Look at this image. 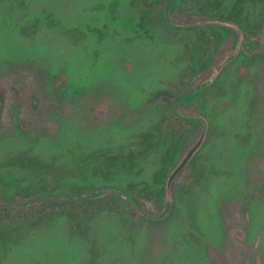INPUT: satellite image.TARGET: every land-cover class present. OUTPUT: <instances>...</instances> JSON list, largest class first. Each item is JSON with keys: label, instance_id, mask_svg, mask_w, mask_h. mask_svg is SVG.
Here are the masks:
<instances>
[{"label": "rangeland", "instance_id": "374dc122", "mask_svg": "<svg viewBox=\"0 0 264 264\" xmlns=\"http://www.w3.org/2000/svg\"><path fill=\"white\" fill-rule=\"evenodd\" d=\"M157 1L0 0V264H264V0Z\"/></svg>", "mask_w": 264, "mask_h": 264}, {"label": "trees", "instance_id": "16d2710c", "mask_svg": "<svg viewBox=\"0 0 264 264\" xmlns=\"http://www.w3.org/2000/svg\"><path fill=\"white\" fill-rule=\"evenodd\" d=\"M160 1L164 3L165 0H158L157 3H159ZM179 5H180L182 13L193 14L195 12L196 5L191 0H179ZM238 7L239 6H234V9L238 10ZM215 27L216 28H220V27L227 28L224 25H219ZM210 30H211V26L201 25V26H197L193 33V42L195 43L197 47V51L199 52L202 59H207L209 57V54L216 43L215 38L212 35V32ZM180 120H183V119L177 116L173 117L169 119L167 126L170 130L174 131L175 133L183 135L188 131V126L186 124L185 119L183 120L184 123H182V121ZM16 194H17V199L25 203L29 209H33L34 206L41 204L37 201V198L41 194V190L34 186H28L25 188H21ZM72 204L73 206L75 205L78 206L81 203L73 202ZM40 207H43V206H40ZM4 212L8 213L6 209H4L3 212L1 211L2 214H0V221L2 222L4 219V215H5Z\"/></svg>", "mask_w": 264, "mask_h": 264}, {"label": "water", "instance_id": "95a60500", "mask_svg": "<svg viewBox=\"0 0 264 264\" xmlns=\"http://www.w3.org/2000/svg\"><path fill=\"white\" fill-rule=\"evenodd\" d=\"M203 142V135L195 142V144L189 148L178 164V166L173 170L172 174L169 177V181H172L174 177L188 164V162L192 159L195 152L200 148L201 144Z\"/></svg>", "mask_w": 264, "mask_h": 264}]
</instances>
